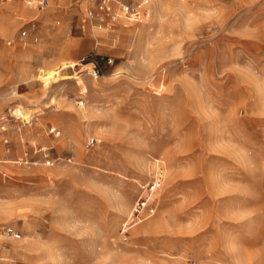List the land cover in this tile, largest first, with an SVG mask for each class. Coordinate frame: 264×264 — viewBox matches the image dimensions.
<instances>
[{"label": "rangeland", "instance_id": "374dc122", "mask_svg": "<svg viewBox=\"0 0 264 264\" xmlns=\"http://www.w3.org/2000/svg\"><path fill=\"white\" fill-rule=\"evenodd\" d=\"M47 1L0 0V264H264V0Z\"/></svg>", "mask_w": 264, "mask_h": 264}, {"label": "built area", "instance_id": "2783aa9c", "mask_svg": "<svg viewBox=\"0 0 264 264\" xmlns=\"http://www.w3.org/2000/svg\"><path fill=\"white\" fill-rule=\"evenodd\" d=\"M48 4L47 0H40L39 6L40 9L44 8ZM87 17L91 20H95L100 25L109 26L110 23L117 22L118 19L124 18L126 20L135 21L140 18V10L137 5H132L124 0H98L96 6L87 11ZM28 34L26 30H21L19 32V38L25 39ZM11 40L7 43L10 45ZM111 62V59H108ZM93 139H90L88 144H91ZM159 177L155 178L154 181L147 184L144 188V191L147 194L144 196H140V198L136 201L135 205L132 207L130 211V215L128 219L123 223L121 228V232L123 237H127L128 229L134 226L136 223L140 222L142 218L146 215H153L154 208L149 206V194H151L159 183ZM4 235L16 239L19 238V232L14 229L12 226L7 225L2 229ZM16 264H25L24 262H16Z\"/></svg>", "mask_w": 264, "mask_h": 264}, {"label": "crops", "instance_id": "0c3cea01", "mask_svg": "<svg viewBox=\"0 0 264 264\" xmlns=\"http://www.w3.org/2000/svg\"><path fill=\"white\" fill-rule=\"evenodd\" d=\"M83 1H85V2L87 1V2H86V3L84 2L83 4H80V7H84V6H87V5L89 4V1H88V0H83ZM97 2H98V0H93V6L90 7V8H88L87 11H88L89 9L94 8V7L96 6ZM87 11H86V13H85V18H86V19L83 21V24L81 25L82 30H85V24H87V25L90 26V27H91V26H92V27H96L97 29H99V28H103V29H105V30H109L111 27L117 25L118 20H120V19H118L117 22H114V23H110V22H109V23H108L109 26L100 25V24H98L95 20H91L90 18L87 17ZM121 19H124V18H121ZM125 20H126V19H125ZM33 27H34V25H33ZM96 33H97V35H99V34H103L102 31H99V32L96 31ZM96 33H95V32L93 33L95 37L97 36ZM34 40H36V38H34Z\"/></svg>", "mask_w": 264, "mask_h": 264}, {"label": "bare ground", "instance_id": "6f19581e", "mask_svg": "<svg viewBox=\"0 0 264 264\" xmlns=\"http://www.w3.org/2000/svg\"><path fill=\"white\" fill-rule=\"evenodd\" d=\"M67 65L66 64H64L63 66H61V67H59V68H56L55 70H52V71H50L49 73H45V75H44V81L45 82H47V80H50V79H52V78H55L56 79V77H60V74H61V72H60V70H62L63 68H65ZM65 78H68V77H65ZM17 114H19V115H21V117H23L24 119H26L27 117L25 116V114H23L22 113V111L20 110V109H17ZM30 120V119H29ZM28 120V121H29Z\"/></svg>", "mask_w": 264, "mask_h": 264}]
</instances>
